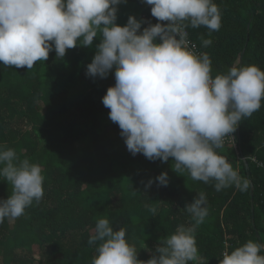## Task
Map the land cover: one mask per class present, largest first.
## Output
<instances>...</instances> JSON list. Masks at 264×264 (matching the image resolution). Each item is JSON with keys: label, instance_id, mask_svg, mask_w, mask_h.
Listing matches in <instances>:
<instances>
[{"label": "trees", "instance_id": "16d2710c", "mask_svg": "<svg viewBox=\"0 0 264 264\" xmlns=\"http://www.w3.org/2000/svg\"><path fill=\"white\" fill-rule=\"evenodd\" d=\"M214 2L221 9V28L211 33L204 26L187 29L209 54L212 74L253 64L264 70V0ZM117 15L120 25L131 15L159 22L144 0H125ZM206 39L212 43L204 47ZM99 42L96 37L93 46L69 49L64 58L53 50L31 69L0 63V146L39 164L45 177L42 200L0 223V264H91L96 245L88 239L96 221L105 217L117 229H128L129 239L142 248L139 258L147 260L151 253L144 247L154 249L161 237L193 222L183 207L200 191L209 205V216L196 231L204 264H219L223 252L248 240L264 242V167L257 163L264 164V101L237 128L238 171L250 180L249 190L233 186L217 192L214 181H194L186 171H174L172 158L151 161L128 151L102 103L115 84V69L107 78L86 74ZM217 152L223 154L221 148ZM164 171L170 183H153L145 192L147 180ZM11 187L0 180V199L11 195ZM151 207L157 209L155 216Z\"/></svg>", "mask_w": 264, "mask_h": 264}, {"label": "clouds", "instance_id": "9594fccd", "mask_svg": "<svg viewBox=\"0 0 264 264\" xmlns=\"http://www.w3.org/2000/svg\"><path fill=\"white\" fill-rule=\"evenodd\" d=\"M125 0H0V63L28 69L47 61L50 52L64 58L69 49L93 46L96 53L86 74L107 78L115 69V84L103 96L109 119L118 124L128 151L135 156L167 162L186 171L194 181H214L217 192L235 187L247 192L250 180L242 177L219 154L225 138L233 136L242 119L251 117L264 101V70L259 66H232L213 76L207 52L197 51L187 29L221 28V9L214 0H145L151 5V23L131 15L117 23L118 6ZM147 23V27H143ZM212 43L203 40L204 47ZM258 166L264 167V164ZM0 180L11 195L0 199V223L15 219L44 196V175L39 164L19 159L12 148L0 146ZM167 186V171L147 180ZM183 209L191 216L188 226L161 237L147 260L139 258L126 227L118 229L100 218L89 236L96 245L91 264H204L198 253L197 228L209 216L203 191ZM153 216L157 209L151 207ZM219 264H264V242L248 240L225 251Z\"/></svg>", "mask_w": 264, "mask_h": 264}, {"label": "built area", "instance_id": "2783aa9c", "mask_svg": "<svg viewBox=\"0 0 264 264\" xmlns=\"http://www.w3.org/2000/svg\"><path fill=\"white\" fill-rule=\"evenodd\" d=\"M145 1V0H144ZM151 6V5H149ZM189 39L196 45V48H197V51L198 52H201V53H204L199 47L198 45L190 38L189 36ZM231 146H234L236 151H237V154L238 156L240 157V148H239V144H238V132L237 130L235 131V133H233V136H229V137H226L225 138V143L224 145L221 147V150L223 147H231ZM228 156V155H227ZM230 162V159H229V156L227 158ZM254 161L257 162V160L255 158H253ZM231 163V162H230ZM258 164H263L261 162H257Z\"/></svg>", "mask_w": 264, "mask_h": 264}, {"label": "rangeland", "instance_id": "374dc122", "mask_svg": "<svg viewBox=\"0 0 264 264\" xmlns=\"http://www.w3.org/2000/svg\"><path fill=\"white\" fill-rule=\"evenodd\" d=\"M217 73H214L213 75L215 76ZM222 151L225 154L229 155V159L231 164L233 165L234 169L239 170V162L241 161V157L238 156L237 151L234 146L231 147H223ZM262 225H264V220L262 221Z\"/></svg>", "mask_w": 264, "mask_h": 264}, {"label": "water", "instance_id": "95a60500", "mask_svg": "<svg viewBox=\"0 0 264 264\" xmlns=\"http://www.w3.org/2000/svg\"><path fill=\"white\" fill-rule=\"evenodd\" d=\"M223 156H225L226 158H228L226 155H223ZM247 164V163H246ZM252 211H253V213H254V208H252Z\"/></svg>", "mask_w": 264, "mask_h": 264}, {"label": "crops", "instance_id": "0c3cea01", "mask_svg": "<svg viewBox=\"0 0 264 264\" xmlns=\"http://www.w3.org/2000/svg\"><path fill=\"white\" fill-rule=\"evenodd\" d=\"M222 155H226V156H227L228 154H225V153L223 152V154H222ZM228 156H229V155H228ZM228 156H227V157H228Z\"/></svg>", "mask_w": 264, "mask_h": 264}]
</instances>
